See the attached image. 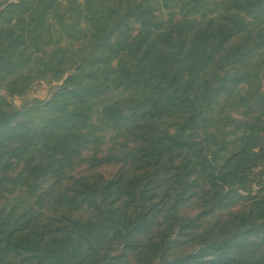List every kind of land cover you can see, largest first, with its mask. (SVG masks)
Returning <instances> with one entry per match:
<instances>
[{
  "label": "trees",
  "instance_id": "trees-1",
  "mask_svg": "<svg viewBox=\"0 0 264 264\" xmlns=\"http://www.w3.org/2000/svg\"><path fill=\"white\" fill-rule=\"evenodd\" d=\"M0 264H264V0H0Z\"/></svg>",
  "mask_w": 264,
  "mask_h": 264
},
{
  "label": "rangeland",
  "instance_id": "rangeland-1",
  "mask_svg": "<svg viewBox=\"0 0 264 264\" xmlns=\"http://www.w3.org/2000/svg\"><path fill=\"white\" fill-rule=\"evenodd\" d=\"M55 85H46L41 84L39 86L33 87L30 91L25 93V95L21 98V102L23 104H29L30 102H45L50 99L52 96V92L56 89Z\"/></svg>",
  "mask_w": 264,
  "mask_h": 264
},
{
  "label": "water",
  "instance_id": "water-1",
  "mask_svg": "<svg viewBox=\"0 0 264 264\" xmlns=\"http://www.w3.org/2000/svg\"><path fill=\"white\" fill-rule=\"evenodd\" d=\"M50 99L46 100L43 103H39V102H34V103H29V104H23L20 100H16L15 104L19 105L21 110H25V109H37V108H41L43 106H46L49 103Z\"/></svg>",
  "mask_w": 264,
  "mask_h": 264
}]
</instances>
